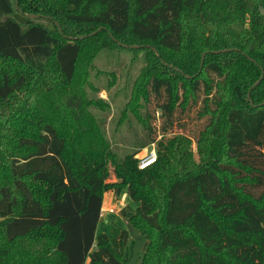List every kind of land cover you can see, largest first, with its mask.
Here are the masks:
<instances>
[{
    "label": "trees",
    "instance_id": "16d2710c",
    "mask_svg": "<svg viewBox=\"0 0 264 264\" xmlns=\"http://www.w3.org/2000/svg\"><path fill=\"white\" fill-rule=\"evenodd\" d=\"M259 6L0 0V264H130L125 228L118 247L96 233L108 189L138 202L118 213L145 237L139 264H264ZM102 58L113 70L97 67ZM115 68L130 81L122 154L108 115L92 111ZM189 116L190 134L173 132ZM151 144L155 161L140 168L137 152Z\"/></svg>",
    "mask_w": 264,
    "mask_h": 264
},
{
    "label": "rangeland",
    "instance_id": "374dc122",
    "mask_svg": "<svg viewBox=\"0 0 264 264\" xmlns=\"http://www.w3.org/2000/svg\"><path fill=\"white\" fill-rule=\"evenodd\" d=\"M19 18V17H17ZM121 57L128 59L130 61V53L128 52H119ZM139 60L142 58V55H138ZM103 58L99 59L96 62V65L99 69L104 70H113L112 66L106 67L103 64ZM140 64V63H139ZM141 65V64H140ZM132 69L130 70V74L132 77L135 76L137 72V68L135 65H131ZM115 74L111 75L110 80L112 84L107 91L100 90L97 94L93 92L95 98L102 99L100 107L92 106V111H94L97 115H108L107 120V132L109 135V139L112 142V146L115 147L121 154L124 153L128 148L130 149V138L131 135L128 132L129 130L125 127V125L117 124L118 117L120 116L121 109L124 107L126 99L128 97V85L130 81L123 77L125 74L123 69L115 68ZM127 69V68H126ZM127 80V83H126ZM100 101V100H98ZM186 127L181 128L177 125L174 126L173 132H184L186 134H190V130L195 127V121L190 116L186 118ZM155 123H159V118L155 120ZM119 125V126H118ZM195 147V146H194ZM156 150L154 144L148 145L137 152V157L140 158L142 155H145L149 152V150ZM112 173V172H111ZM111 179H114V174L112 173ZM108 192V193H107ZM106 193V194H105ZM103 204H105L106 199L109 200L107 207L101 209V218L96 227V233L106 232L110 238V241L113 246H119V238L118 234L121 228H125L128 231V243L126 248V255L129 258L130 264H139L142 253H143V244L145 241V237L134 228L127 219L120 216L118 210L124 205H131L135 207L138 202L130 199L128 196L126 189L121 190L119 194H114L111 189H108L103 194ZM104 206V205H103ZM106 206V205H105Z\"/></svg>",
    "mask_w": 264,
    "mask_h": 264
},
{
    "label": "water",
    "instance_id": "95a60500",
    "mask_svg": "<svg viewBox=\"0 0 264 264\" xmlns=\"http://www.w3.org/2000/svg\"><path fill=\"white\" fill-rule=\"evenodd\" d=\"M16 2H17V0H16ZM16 8H18L17 3H16ZM259 12H260V14H261L262 16H264V8H263L262 6H259ZM24 16H25L26 18H28V19H35V18H39V17H40V15H36V14H28V15H24ZM41 17H42V16H41ZM55 24H56L57 28L60 30V27H59L58 23L55 22ZM97 31H98V30L93 31V32L90 33L89 35H93V34H95ZM83 37H85V36H81V38H83ZM110 37H111V38H112V39H113V40H114L119 46H121V47H123V48H136V49H137V48H140V47H143V46L150 47V46H148V45H127V44L120 43V42L116 41V40L112 37L111 34H110ZM223 51H225V50H220V51L213 50V51H211V53H218V52H223ZM206 53H208V52H204V53H202V56H201V65H202V63H203V59H204V56H205ZM246 57L249 58L247 55H246ZM162 62H163V61H162ZM163 63H164V62H163ZM164 64L167 65L166 63H164ZM169 66H170V65H169ZM170 67H172V66H170ZM174 69H175V70H178L177 68H174ZM259 81H260V79H257V80L254 82L253 85L258 84ZM247 96H248V99H249L250 103H251L252 105H255V104L251 101V99H250V91H248ZM259 104H264V100L261 101Z\"/></svg>",
    "mask_w": 264,
    "mask_h": 264
},
{
    "label": "built area",
    "instance_id": "2783aa9c",
    "mask_svg": "<svg viewBox=\"0 0 264 264\" xmlns=\"http://www.w3.org/2000/svg\"><path fill=\"white\" fill-rule=\"evenodd\" d=\"M155 158H156V151H155V149H153V150L151 149V150H149L148 153H146L145 155H142L138 159V166L140 168H144V167L150 165L151 163H153L155 161ZM147 163H149V164L146 165Z\"/></svg>",
    "mask_w": 264,
    "mask_h": 264
},
{
    "label": "crops",
    "instance_id": "0c3cea01",
    "mask_svg": "<svg viewBox=\"0 0 264 264\" xmlns=\"http://www.w3.org/2000/svg\"><path fill=\"white\" fill-rule=\"evenodd\" d=\"M108 193V192H107ZM106 194V193H105ZM105 198H103V200H104ZM103 200H102V209H104V207H107V205H108V203H109V200L108 199H106L107 200V202L105 201V204H103ZM104 205V206H103ZM106 205V206H105Z\"/></svg>",
    "mask_w": 264,
    "mask_h": 264
},
{
    "label": "bare ground",
    "instance_id": "6f19581e",
    "mask_svg": "<svg viewBox=\"0 0 264 264\" xmlns=\"http://www.w3.org/2000/svg\"><path fill=\"white\" fill-rule=\"evenodd\" d=\"M150 163V162H149ZM149 163H147L146 165H148Z\"/></svg>",
    "mask_w": 264,
    "mask_h": 264
}]
</instances>
